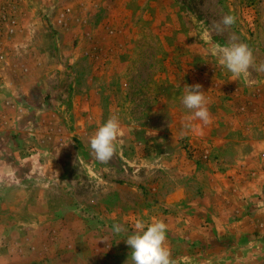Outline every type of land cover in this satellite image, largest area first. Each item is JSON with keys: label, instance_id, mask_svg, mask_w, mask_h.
<instances>
[{"label": "rangeland", "instance_id": "obj_1", "mask_svg": "<svg viewBox=\"0 0 264 264\" xmlns=\"http://www.w3.org/2000/svg\"><path fill=\"white\" fill-rule=\"evenodd\" d=\"M68 1L0 0V264H131L138 219L167 225L175 264H264V72L217 55L264 63V0H89L87 22L55 21ZM195 84L207 124L181 103Z\"/></svg>", "mask_w": 264, "mask_h": 264}, {"label": "clouds", "instance_id": "obj_2", "mask_svg": "<svg viewBox=\"0 0 264 264\" xmlns=\"http://www.w3.org/2000/svg\"><path fill=\"white\" fill-rule=\"evenodd\" d=\"M236 22L232 15H225L216 30L222 31L224 28L231 27ZM235 41L237 38H231ZM219 63L224 66L233 77L239 79L249 75V68L255 67L257 72H264V63L255 65L252 50L245 43L232 42L225 46H217ZM184 95L181 98L183 106L191 110L193 119H198L204 124L210 122L211 115L207 107L206 96L200 84L185 85ZM120 123L117 116H110L95 133L89 138V147L94 159L101 163H108L116 153V143ZM135 231L128 235L124 240L131 249V264H175L171 258L170 249L166 246L167 225L161 221L146 224L138 219L134 224ZM116 234L125 232L122 225H113Z\"/></svg>", "mask_w": 264, "mask_h": 264}, {"label": "crops", "instance_id": "obj_3", "mask_svg": "<svg viewBox=\"0 0 264 264\" xmlns=\"http://www.w3.org/2000/svg\"><path fill=\"white\" fill-rule=\"evenodd\" d=\"M87 3L90 4L89 0H69L64 7L65 12H63L59 18L57 17L58 19L55 21L61 20L62 22H87L89 20L88 15L85 14V5H87ZM69 27V25L66 26L67 30L71 29H69ZM5 101L6 98L4 97L1 102L3 103Z\"/></svg>", "mask_w": 264, "mask_h": 264}]
</instances>
